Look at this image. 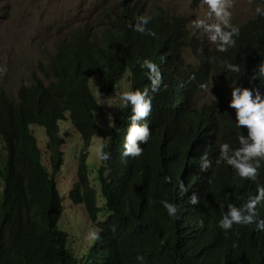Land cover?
I'll return each mask as SVG.
<instances>
[{"label":"trees","instance_id":"1","mask_svg":"<svg viewBox=\"0 0 264 264\" xmlns=\"http://www.w3.org/2000/svg\"><path fill=\"white\" fill-rule=\"evenodd\" d=\"M128 1L103 14L99 31L85 25L56 37L46 62L37 63L14 95L0 87V264H140L138 254L144 264H264V231L237 224L225 231L217 225L229 202L240 207L264 185V161L255 181L215 163L220 144L239 147L237 134L247 136L245 126L234 125L229 86L264 84L259 78L250 82L264 60V15L256 12L232 24L239 35L219 52L214 43L192 35L185 18L164 9L142 13L137 1ZM253 1L264 11V0ZM141 15L151 17L144 27L155 37L130 27ZM186 49L192 51L188 58ZM144 58L156 63L162 82L149 93L148 141H137L139 156L125 157L131 106L122 103L105 131L89 79L102 80L104 95L125 75L131 89H143L149 84L147 69L138 62ZM225 63L240 71H229ZM211 82H216L211 96L198 102ZM66 119L81 140L68 199L84 207L99 233L79 257L67 249L68 234L57 227L63 210L57 181L64 172L57 122ZM32 125L43 127L44 149ZM93 136L106 143L110 156L99 161L91 183L86 159ZM204 153L212 164L201 172ZM165 176L173 182L165 183ZM178 182L192 185L181 194ZM193 193L196 204L189 203ZM162 199L177 205L179 219L167 215Z\"/></svg>","mask_w":264,"mask_h":264},{"label":"rangeland","instance_id":"2","mask_svg":"<svg viewBox=\"0 0 264 264\" xmlns=\"http://www.w3.org/2000/svg\"><path fill=\"white\" fill-rule=\"evenodd\" d=\"M121 0H0V87L14 95L21 81H26L30 73L37 70V63H45L53 50L56 37H61L74 28L89 26L93 31L102 28L104 13L116 8ZM137 1L142 13L156 12L162 9L187 20L189 32L198 39L208 42L207 34L202 28L196 27L194 21L204 20L208 24L217 23L214 16L208 15V6L196 0H130L131 5ZM224 6L230 13L229 23L242 22L252 16L260 5L253 0H224ZM223 27V25H222ZM190 49L184 51L185 57ZM191 60V58H189ZM126 75L111 93H101L102 80L97 76L90 77L89 85L100 104L97 119L104 130L109 131L117 109L122 105L118 93L128 86ZM216 82L208 84L198 95V102L211 96ZM59 133L64 139V166L62 175H58L59 191L63 193V211L57 227L69 236L67 249L75 256L88 253L91 244L89 233L96 231L89 220L84 207L73 204L68 199L69 186L74 173V158L81 148L78 133L67 120L58 121ZM32 132L38 145L44 149L46 135L43 127L32 125ZM101 139L91 137L87 149L86 164L91 183L95 182L96 168L99 161L94 154L96 141ZM60 176V177H59ZM87 251V252H86Z\"/></svg>","mask_w":264,"mask_h":264},{"label":"clouds","instance_id":"3","mask_svg":"<svg viewBox=\"0 0 264 264\" xmlns=\"http://www.w3.org/2000/svg\"><path fill=\"white\" fill-rule=\"evenodd\" d=\"M202 3L208 6V15L212 16L214 14L218 22L208 24L204 20H196L194 24L196 27L203 29L208 36V40L216 45L217 51L225 52L228 47L234 45L235 40L233 37L239 35V28L229 23L228 18L230 17V13L224 6V0H202ZM255 11L259 15H264V11L259 7ZM150 19V16H138L136 17L137 23L130 24V27L136 32L146 33L149 36L155 37L156 34L153 31L150 29L146 30L144 27ZM138 63L142 69H147L148 86L143 89H131L130 86H126L125 90L118 93L119 100L125 106H131V115L128 117V126L124 136L122 152V155L125 157L139 156L142 148L138 145L137 141H140L141 144L148 141L149 123L147 117L152 110V96L149 93H156L162 82L160 70L155 62L144 58ZM224 66L232 72L240 71L239 66L236 64L225 63ZM258 78L264 80V60H261L258 64V72L253 73L250 82ZM229 87L231 91L228 106L235 110L234 125L238 129H240V126H245L247 136L242 133L237 134L236 140L239 147L233 148L229 143L220 144L215 163L219 164L223 162L233 169L235 176L241 179L247 178L248 180L255 181L258 169L261 166V161H264V84L259 83V86L244 87L234 83ZM137 121H142V123H137ZM105 147L106 143L99 140L96 141L94 154L98 161L103 162L109 159L110 153L104 150ZM199 159L200 171H207L212 164L207 153L201 155ZM163 179L165 183L173 182L171 176H165ZM191 185L192 182H187L186 188ZM176 186L181 194L187 191L182 182H178ZM189 203H197L195 193L189 197ZM160 204L170 218L179 219L177 216V205L175 203L162 199ZM263 215L264 185H257L256 191L240 207L229 202L227 204V210L222 213L221 218L217 221V225L225 231L231 229L233 224L254 225L255 230L264 231ZM88 235L91 240L99 239V233L96 231H92ZM136 260L140 264H144V257L142 255L138 254Z\"/></svg>","mask_w":264,"mask_h":264}]
</instances>
